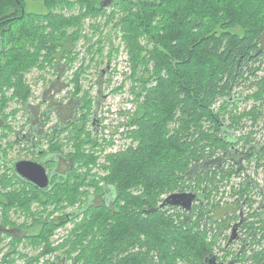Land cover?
Wrapping results in <instances>:
<instances>
[{
    "label": "trees",
    "instance_id": "obj_1",
    "mask_svg": "<svg viewBox=\"0 0 264 264\" xmlns=\"http://www.w3.org/2000/svg\"><path fill=\"white\" fill-rule=\"evenodd\" d=\"M78 1L84 11L73 19L66 17L63 20L60 11L67 6L73 7ZM43 2L46 12L36 13L26 11L25 0H0V78L10 79L7 85L14 86L13 97L20 95L25 101L30 90L28 94L21 91L24 76L13 79L9 72L16 66L20 71L23 66L44 68L46 64H54L56 54L62 48V34L66 35L67 29H61L62 26L75 27L73 36L78 39L83 34L84 17L101 15L107 9V6H101V0ZM113 5L122 11L115 26L126 40L133 78L142 82L144 87L148 83L154 84L147 90L150 101L146 97L148 101L141 102L143 89L133 88L137 91L134 93L142 112L129 125L137 126V129L129 127L126 133L130 132L136 141L126 150L107 155L111 162L105 165L104 180L107 183L102 185L101 179L90 175V166L98 165L100 154L97 147L101 145L97 136L91 135L87 129L93 99L79 97L80 106H86L88 110L83 117H78V125L83 124L74 136L77 154L73 159L89 170L83 176L75 171L72 172L74 176H56L48 188L34 186L27 189L26 185L22 188L12 185L15 178L7 177L8 168L0 174V186L8 191L7 200L0 198L3 220H10L7 211L15 202L29 214L34 213L31 211L33 201L43 206L60 204L65 199L72 204L86 202L89 208L82 211L84 220L60 246L63 249L67 244L71 245L66 253L70 256L73 251H80L74 257L76 264H176L177 259L184 258L187 252L191 260L201 261L205 250H211L213 245L204 235L193 231L198 225V222L192 223L195 208L203 207L204 203L196 204L189 218L179 214L172 215L167 222H159L156 219L162 212L155 200L163 190L175 191L181 185L184 189L185 183L182 182L193 179L199 168H205L207 163L220 165L223 157L214 158L206 148L192 149L189 136L200 135L204 140L213 138L218 145L232 144L227 129L235 125L223 123V109L215 112L212 106L220 98L229 96L226 104H235V97L231 96L234 88L264 70V0H116ZM116 15L114 11L110 20ZM237 27L241 32L236 30ZM218 28L222 30L218 31ZM190 31L193 32L191 38L187 36ZM143 37L148 44L140 42ZM3 70L8 73L1 75ZM145 71L149 72L147 78L139 76ZM74 82V95L78 96L83 89L80 71ZM258 83L263 93L264 77ZM167 94L173 98L167 99ZM10 96L4 93L3 99L9 100ZM177 112L180 115L176 119ZM174 119L181 122V129L166 127ZM68 123L77 128L76 120ZM184 126L195 131L183 132ZM208 128L212 132H208ZM55 137L59 138L58 134ZM105 142L112 144L110 139ZM86 145L90 146V152H87ZM29 147L34 149L33 143ZM183 154L186 157H181ZM180 157L183 159L178 160ZM192 159H195L193 164ZM48 161L54 163V160ZM92 174L97 176V173ZM81 186H93L94 193L90 194L89 189L81 190ZM130 188L141 193L134 195L128 191ZM110 190L112 198L101 197ZM123 200L125 205L119 203ZM52 220L50 218L45 229L36 235L47 241L48 246L31 258L32 263L54 249L51 237L61 223ZM139 224L144 227L141 229ZM157 229L162 230V234L152 233ZM21 231L25 233V229ZM142 234L146 235L147 245L153 251L143 256L136 251L143 241ZM21 241L16 236L13 244L17 246ZM256 255L255 261L264 264V249Z\"/></svg>",
    "mask_w": 264,
    "mask_h": 264
},
{
    "label": "rangeland",
    "instance_id": "obj_2",
    "mask_svg": "<svg viewBox=\"0 0 264 264\" xmlns=\"http://www.w3.org/2000/svg\"><path fill=\"white\" fill-rule=\"evenodd\" d=\"M68 1L75 3L77 0ZM114 2L107 5L106 13L84 17L83 34L78 39L76 38L77 40L73 36L75 27L62 26L61 29H67L65 32L67 36L62 34V48L57 52L54 64H46L44 68H37L36 65L32 68L23 66L20 71L16 66L13 68L14 71L9 72L13 79L24 76L21 91L28 94L30 90L26 101L20 95L13 97L15 88L7 85L10 83V79L7 81L0 78V83L4 85L3 88L0 87V149L5 151L8 157L34 159L43 154L57 155L62 165L61 173L74 176L72 172L75 171L83 176L89 167L81 166L80 162H75L73 159L77 154L74 136L79 133L78 130L83 124L78 125V117H83L88 110V107L80 106L79 97L85 98V100L93 99L92 112L87 117V129L91 135L97 136L101 145L97 147L100 154L98 155V165L90 166V175L101 179L102 185L107 183L104 180L107 172L105 165L111 162V157L108 159L107 155L126 150L136 141L135 139L133 141L130 132L126 133L129 127V129H137V126L129 125L142 112L134 93L137 91H134L133 88L143 89L141 102L146 97L150 101L147 90L154 84L148 83L144 87L142 82L135 81L136 78L132 76L126 40L123 38V33L115 26V22L122 16V11L119 6L114 7ZM232 2H236V0H232ZM25 3L26 11L46 12L43 0H25ZM63 9L64 11H60L61 18L66 20V17L73 19V16L78 15L85 8L78 1L73 7L67 6ZM114 11L117 12V15L110 20L109 16ZM221 30L222 28H218V31ZM236 30L241 32L239 27ZM192 35L191 31L187 33L190 38L193 37ZM140 42L144 45L148 44L145 37ZM16 52L18 53V50ZM151 68H153L152 65ZM79 71L83 89L78 96H75L74 78ZM6 73L8 71L3 70L1 75ZM148 75V71L139 74L143 78H147ZM263 77L264 70H261L257 77L251 76L242 84L237 85L231 95L235 97V104H226V99L229 96L220 98L212 106L215 112L223 109L224 117H221L224 120L223 123L227 126L235 125L227 129L230 132L228 139L232 141V144L220 143L218 145L213 138L204 140L200 135L188 137L192 149L206 148L207 153L214 155V158L223 157L220 165L214 166L207 163L205 168L198 169L199 171L196 173L198 176L193 175V179L182 182L185 183L184 189L181 185L175 190L196 192L201 197L194 204L204 203L203 207L195 208L192 219V223L198 222L195 229L230 230L236 222L239 224L238 229L241 227L246 234L248 230L264 229V92L262 93L263 89H260L258 83ZM4 93H7L8 96L11 95V98L3 99ZM167 96V99L173 98L170 94ZM179 115L180 112H177L176 119ZM233 116L235 119L232 118ZM176 119L168 122L166 127L181 129V122ZM70 120H76V129L68 123ZM204 124L207 125V123ZM32 126L43 127V136L41 135L37 140V149L29 147L30 145L24 142L22 135ZM188 129L184 126L181 131H186V133L195 131L191 128ZM17 132H22L20 140L16 136ZM208 132H212V130L208 128ZM57 134L59 138L55 137ZM105 139L112 140V144L106 143ZM85 148L87 152H90L89 145H86ZM39 149L42 150V154L39 153ZM181 157L186 156L183 154ZM181 157L177 159H183ZM194 160H191L192 164L195 163ZM53 166L52 162L48 164V172L52 170ZM91 168L93 169L91 170ZM92 173H97V176ZM7 177L16 178L12 172H9ZM246 181L250 184L249 186ZM49 186L51 187V182ZM168 186L170 187L171 184ZM16 187L18 188V186ZM106 188L108 187L106 186ZM88 189L90 194L94 193L93 186H81V190ZM0 191H3L0 198L7 200V189L3 190L0 186ZM128 191L134 195L141 193L131 188ZM173 192L172 189L163 190L156 197V204L160 206L167 195ZM101 197L112 198L111 190L109 193L105 191ZM96 201L98 203L99 199L96 198ZM119 203L125 205L126 202L123 200ZM11 207L9 212L7 211L10 220L4 221V210L0 203V223L25 229V233L21 230L17 231L16 234L19 233V238L22 241L15 247L13 243L16 234H0V264H58L57 262L60 260L64 264H75L74 257H77L80 251H73L74 253L70 256L66 253L71 245L67 244L63 249H60V246L63 240L69 238L72 231L84 220L82 211L89 208L88 203L75 202L72 204L68 199H65L60 204L51 203L43 206L38 201H33L31 204L33 214L26 213L21 206L16 205V202ZM161 212L156 221L167 222L172 215L178 216L187 213L183 209L167 206L161 208ZM154 217L151 218L155 220ZM50 218L55 223H59V221L61 223L51 237L53 241L51 245L54 246V249L41 255L32 263L31 258L38 253L41 254L42 249L48 246L47 241H42L40 236L36 235L40 233L41 229H45V224ZM228 224L230 225L227 226ZM139 227L142 229L144 225L139 224ZM161 231L157 229L152 233L159 235L162 234ZM196 232L200 233L197 230ZM22 233L23 235L20 237ZM258 239L259 234L254 237V246L250 250L253 254L256 253L257 248L264 246L263 241ZM142 240L136 250L139 251L137 253L142 256L150 252L153 253L147 245L145 234H142ZM237 244L239 243L235 242L230 246V249L235 251L239 247ZM176 248H172V250L174 251ZM224 248L225 241H218L215 243L214 252L222 255L221 250ZM250 253L247 255H252ZM9 257H11L10 260ZM184 258L192 262L188 252ZM178 260L179 258L177 263ZM246 264H253V262L247 261Z\"/></svg>",
    "mask_w": 264,
    "mask_h": 264
},
{
    "label": "flooded vegetation",
    "instance_id": "obj_3",
    "mask_svg": "<svg viewBox=\"0 0 264 264\" xmlns=\"http://www.w3.org/2000/svg\"><path fill=\"white\" fill-rule=\"evenodd\" d=\"M42 130H43V127H41V126H40V128L39 127L36 128L35 126H32L31 129H29L24 134H22V132H17L16 136L20 140V137L22 134L24 137V142L29 143V145L31 143H33L34 149H37L35 144H36L37 140L39 139V137H41V135L43 136ZM39 153L42 154V150L39 149ZM49 156L50 155L43 154L39 158L36 157L34 159H32V158H26V159L37 160V161L41 162L42 164H45L47 171H48V163H49L48 160H54V166H53L52 170L50 172H48L50 174L51 183H52L56 176H59V175L63 176L64 172L61 173L62 165L60 162V158L57 155H52L50 157ZM17 160H19V159L15 158V157H8L7 154L0 151V174L4 173L9 168L8 169L9 172H12L17 177L13 180L12 185L18 186V187L20 186V188H22V186L26 185L27 189H32V187H34V186L40 187L39 185L35 184L34 182H32L26 178H23L17 172V170L15 168V164H16ZM18 182H20V183H18ZM11 187L12 186H9V188H11ZM48 187H50V186H48ZM48 187H45V188H48ZM40 188H43V187H40ZM175 192H184V191H174L173 193H175ZM195 202L193 203V208L195 206L194 205ZM166 206L167 207H176V208H180V209L184 210L183 207L178 206V205L167 204ZM166 206H164V207H166ZM164 207H160V208H164ZM193 208H192L191 212L185 213V215L188 218L193 213ZM68 216H70V214H68ZM235 224L233 225L232 229H230V230L229 229H200V230L199 229H193L194 232H196V230L200 231V234L202 236L204 235L205 239L207 241L213 242L212 248H211V250H208V251L205 250L206 252L203 254V258L201 259V261L200 260H192V262H191V261H188L186 258H179L178 263L176 262V264H246L247 261H252L253 264H262V263H257L255 261V259L257 256L256 254L261 252L264 249V246L262 245L261 247H259L260 249L257 248L255 250L256 253H254V254L250 250L254 246V237H256L257 234H259L258 240H262L263 241L262 243L264 244V238H263L264 230L259 229V231H257V229L256 230L252 229V230H248V232L246 234V233H244V229H241V227H239V229H237V231H236V235L234 236V239L231 240L233 237ZM19 230H21V229H18L15 226H10V225H7L5 223H0V234L9 233V234L15 235L17 233V231H19ZM227 230H229V231H227ZM18 234H16V236L19 237ZM218 241H225V248H224V250H221L222 255H218L219 253L214 252L215 243H218ZM235 242L239 243V244H237V245H239V247L235 251H233L230 249V246L235 244ZM13 246H15V245L13 244ZM248 253H250L252 255H247ZM57 263L58 264H64L63 261H61V260ZM158 264H161V263H158Z\"/></svg>",
    "mask_w": 264,
    "mask_h": 264
},
{
    "label": "water",
    "instance_id": "obj_4",
    "mask_svg": "<svg viewBox=\"0 0 264 264\" xmlns=\"http://www.w3.org/2000/svg\"><path fill=\"white\" fill-rule=\"evenodd\" d=\"M111 1L114 2V0H101L100 4L102 7H105L108 4L112 3ZM15 168L23 178H26L34 182L40 187L45 188L50 185L51 177L46 169L45 164H42L37 160L26 159V158L19 159L16 161ZM200 199L201 197L196 192H192V191L175 192L169 194L160 204V207H164L167 204L178 205L183 207L185 211L191 212L193 208V203ZM238 226L239 224L235 225L233 237L231 240L234 239Z\"/></svg>",
    "mask_w": 264,
    "mask_h": 264
}]
</instances>
